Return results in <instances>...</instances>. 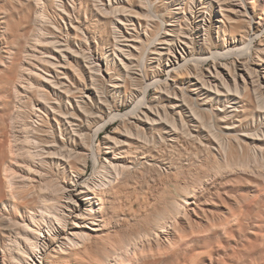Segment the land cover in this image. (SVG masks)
<instances>
[{"label": "bare ground", "instance_id": "obj_1", "mask_svg": "<svg viewBox=\"0 0 264 264\" xmlns=\"http://www.w3.org/2000/svg\"><path fill=\"white\" fill-rule=\"evenodd\" d=\"M96 1L102 13H123L116 14L113 19L106 16L107 21L97 15L90 19L89 23L94 28L106 27L115 39L113 53L107 55L106 60L88 47L89 36L83 28V21L80 15L76 19L72 18L66 0H18L20 5L31 8L35 29L25 33L32 44L21 48L9 66L0 67V86L3 83L9 85V92L0 90V239L3 240L0 246V264L152 263L154 252L174 244L177 237L183 238L187 229L202 228V221L217 220L226 215L208 217V213H205L201 223L198 222V212L203 209L200 208L202 203L199 206L197 202L198 191H202L205 184L195 175L191 182L179 185L166 204L153 212L143 230L112 240V232L109 230L113 218V213L110 214L112 200L124 185H128L140 173L137 170L149 168L147 162L138 157L139 154L150 153L171 139L184 137L199 140L210 153L209 156L215 153V145L224 156V161H218L213 167L215 174L236 166L248 168L250 160L256 156V150L251 147L253 142L259 143L255 135L260 134L256 130L241 135L237 130L223 127L219 117L221 110L217 112L213 108L204 107L198 97L188 91V87L182 85L179 91L172 89L169 83V78H174L173 73L186 74L189 75V85L194 86L196 91L200 92L199 85H202L201 87L208 88V95H217L223 91L222 88L233 90V85L240 92L238 77L241 76L244 83L250 77L258 87L255 89L257 95H264V76H261L260 69L251 66L249 62L240 64L241 69L235 61L233 67L219 64L221 55L232 54L227 47V31L236 32V36L232 34L234 36L231 41L241 42L240 53L252 55V41L248 40L249 34L244 28L255 24L256 17L247 0H216L215 5L219 7L225 20L218 19V22L211 21L208 25H203L206 47L200 49V54L204 58L212 57L215 65L214 70H209L208 76L200 70L197 58H188L190 47H195L188 28L181 30L184 36L179 35L177 29L168 31L164 37L160 36L165 19L160 16L159 7L155 10L156 13L153 12V0L139 1L141 7L149 6L148 16L160 19L156 22L157 29L147 39L138 36L140 43L133 44L127 42L133 34H128L124 28L128 30L130 25H136L134 14L139 12L132 11L130 0H126L128 5L115 6L111 2V9L100 5L102 0ZM257 1L252 0L254 10ZM49 4L64 11L61 19H67L68 16L79 46L69 40L63 43L59 39L56 29L62 31V28L58 25L57 18L47 13ZM176 9L192 11L194 7L188 3L183 8ZM3 13L0 17V26L3 28L0 36L7 38L13 35L11 28L15 19L8 8ZM184 19L189 20L187 13L184 14ZM259 19L255 27L261 31L264 16L260 15ZM50 25H54L56 29ZM213 28L222 32L225 42L222 50L216 52L211 48ZM174 34L177 36L170 37ZM157 40L163 44L162 47L152 48L151 45ZM151 49L156 55L154 59H149L148 52ZM258 55L264 59V56ZM148 59L159 62V67L164 62V70L169 77L157 87L158 103L144 106L141 103L146 100L153 81L144 83L140 73L135 71V63L145 68ZM1 61L4 65V59ZM181 76L179 77L183 80ZM104 80L111 82L115 91L128 83L135 85L136 90L132 88L129 94L124 93L123 101L132 103L133 99H137L141 103L134 105L128 115L114 113L113 116L119 118L121 124L104 140L105 161H101L98 180L93 183L85 179L84 175L92 155L93 140L89 129L98 122V113L99 121H104L101 113L113 106L109 97L104 94ZM174 83L177 85L179 82L174 79ZM213 89L216 93L211 91ZM261 107L264 108L263 102ZM192 124L198 128L197 131H193ZM258 150L264 152V146L260 144ZM236 151L242 156L237 161L231 158ZM132 153L136 155L132 157ZM133 158L136 162L131 161ZM152 169L155 173H160L157 166ZM205 196L207 197L206 194ZM232 197V205H238L240 198H235V195ZM225 201L224 199L223 202ZM231 208L225 207L226 211H231ZM89 248L95 249L96 253L89 263H83L78 256H81L82 250ZM148 258L153 259L148 262ZM161 260L154 259L153 263ZM204 264H214V259L209 257V261Z\"/></svg>", "mask_w": 264, "mask_h": 264}, {"label": "rangeland", "instance_id": "obj_2", "mask_svg": "<svg viewBox=\"0 0 264 264\" xmlns=\"http://www.w3.org/2000/svg\"><path fill=\"white\" fill-rule=\"evenodd\" d=\"M111 2L112 4L114 3L115 6L123 4L128 5L126 0H102L99 4L111 9ZM130 2V8L132 11H138L139 13L134 14L137 16H134L137 21H135L136 25H130L128 30H126V28H124V30L130 35L133 34V36L129 38L130 42L127 41L129 44L140 43V38L138 36L147 39V36L157 29L156 22L160 21V19L148 16L150 14V9H148L149 6L143 5L144 7H141L139 0H130ZM247 2L252 14L256 17V22L252 25L253 27L247 25V27L244 28L246 29L247 34H249L248 40L252 41V55L249 56L240 53L241 42L239 41L235 43L231 41L232 36H234L232 34H235L236 36V32L227 31L226 38L227 41H229V46L227 47L232 51V54L229 56L221 55L219 57V64L224 66L227 64L233 67L234 65L232 64L235 61L236 65L239 66L238 68L241 69L240 67L242 66L240 64L249 62L251 66L260 69V73H262L261 76L263 77L264 59L259 57L258 54L264 56V20L262 22L263 28L261 31H258L255 26L259 23L260 15L264 16V0L257 1L255 10L252 9V0H247ZM66 3L71 9L73 19H76V16L80 15V19L83 21V28L88 32V47H90L94 53L97 55L100 54L101 57L106 60V56L113 53L115 39L110 32L107 31L106 27L94 28V25L89 22L90 19L95 18L96 15L100 16L103 21L105 19V21H107V18H116V14H123L122 11L111 12V14L108 12L102 13L99 7H97L96 4L98 3L97 1L95 2V0H66ZM188 3L194 7V9H192V11L194 10V13H192L190 9L186 11L183 9H176L177 7L183 8ZM215 3L216 0H153L151 2L153 12L156 13L155 10L159 7L160 16L165 19L160 33L161 37L166 36L167 32L172 29H177L179 35L184 36L181 30L189 29L190 37L195 41V47H190L188 58H197L200 64V70L207 76L210 74V69L214 70L215 65L212 57L204 58L201 57L200 54V49L206 47V44L203 41V35L205 33L203 25H208L211 21L218 22L220 19H224L220 13L219 7L216 6ZM18 4V0H0V17L4 14L3 11L5 8H8L14 14L13 19H15L12 22L13 24L11 28L13 35L8 36L7 38H2L0 36V61L4 59V65L1 64V61L0 67L9 66L15 58V54L21 50V48L23 49L29 44H32V42L25 37V33L32 32L35 29L31 8H28L26 5L23 6ZM166 4L168 6H165ZM211 4L213 6H211ZM2 8L3 11H1ZM46 11L49 16L57 18L59 21L58 25L62 28V31L57 28L58 31L54 25H50L56 29L59 39H61L63 43L69 40L73 44L79 46L77 36L72 29V24L70 23L68 16H66L67 19H61V13L63 14L64 11L53 4H49ZM185 13H187L190 21L184 19ZM87 16L89 18H87ZM74 21L76 22V20ZM2 29L3 28L0 26V32ZM216 30V28H213L211 31L213 38L211 48L213 49V52L222 50L225 44L223 36L221 35L222 32H217ZM175 36H177V34L170 37ZM175 39L177 40V38ZM159 42V40L155 41L151 47H162L163 44ZM10 47H12V50H9ZM152 51L153 49L148 52L149 59H154V57H156ZM179 55L181 56V54ZM149 59L146 61L145 68L137 66L138 63H135V68H137L135 71L140 73L142 81L144 83H151L153 81V84L148 89L146 100L143 103L139 102L137 99H133L132 103L123 101L124 93L129 94L132 91V88L136 90L135 85L128 83L127 85L118 87L116 88V91L118 92L116 94V91L112 89V83L108 80L103 81L104 92H106L104 94L109 97L110 103H112L113 106L107 108L101 113L102 117L105 118L104 121H99L100 115L98 113V122L95 123L93 127L89 126V128L92 127L89 129L93 140L92 155L88 161L87 170L84 175H86L85 179L93 183L98 180V169L101 168V161H105L104 156L106 150L105 145L103 144L104 140L121 124V120L119 118L116 119L115 116H113L114 113L128 115L134 105L141 103V105L146 106L149 103H158L156 92L159 88L157 87L162 82L166 81L169 76L166 70H164V62L162 67H159V62L157 63L156 60ZM141 70L142 72H140ZM104 73L107 74L106 72ZM179 76L183 77V80H181ZM188 76L189 75L186 74L173 73V80L169 78L171 88L180 91V86L184 85L185 87H188V91L194 97H198L197 99L204 107L206 106L208 109L213 108L217 112L221 110L222 114H220L219 117L221 118L220 122L223 127H229V129L233 131L237 130L241 135H246V132L256 130V132L260 134L255 135V138H257L259 143L253 142V145L251 146L252 150H256V156L250 160L248 168L236 166L230 170H222L218 174H215L213 167L218 164V161H224V156L220 154L219 147L216 145L213 146L215 153L209 156L210 153L204 149V146L201 145L199 140L184 137H181L178 140L171 139L160 144V146L153 149L150 153L139 154L138 157L144 159L149 165V168L142 171L137 170L136 172L140 173L130 180L128 185H124L121 188V192L112 200L110 214L112 215L113 213V218L109 228L112 232L111 239L116 240L124 234H131L134 231L143 230L147 221L152 218L153 212L166 204V201L176 193L179 185L191 182L195 175H198L205 184L204 189L198 191L197 202L199 206L202 205L200 208L203 207L205 210V212H203V209V211L199 210V216L197 217L199 220L198 222L201 223L202 217L205 213H208V217H211L212 215L220 217L223 215L226 216L218 218L217 220L202 221L204 223V227L202 228H194L195 230L187 229L183 238L177 237L174 244L167 246L161 251L154 252V259H162L158 263H153V258H148L146 260L149 262L153 259L151 261L152 263L149 264H204V262L209 261L210 257L214 259V264H264V152L258 150L260 144L264 146V108L261 107L262 102L264 104V95H262V97L257 95L255 89L258 87L255 86V82H253L248 75V81L246 83H244L241 76L238 77L240 92H237L235 85H233V90L228 91L225 88H222L223 91L217 93V95H208V88H203L201 87L202 85H199L200 92L196 91L194 86L189 85ZM174 79L178 80L179 83H177V85L174 83ZM231 83L233 84L234 81L232 80ZM0 90L6 93L9 92V85L3 83L0 86ZM211 91L216 93L215 89ZM108 110L110 112L112 111L110 117V112ZM224 115L227 117H223ZM191 126L193 131H197L198 128L196 126L193 124ZM226 136L229 135L226 134ZM133 150L135 151L136 149L133 148ZM236 153L231 155V158L235 161L240 160L242 157L240 155L241 153L238 151H236ZM135 155L136 153H132V157ZM135 160L136 159L133 158L131 161ZM154 166L159 168L161 176H159L160 173H155L153 171L152 168H154ZM160 180L162 182H160ZM233 195H235V198H240L241 203L239 202L236 206L231 203L234 198L232 197ZM204 197L205 199H202ZM224 199L230 203H227L226 201L223 202ZM190 200L193 201V199ZM193 206H195V203ZM228 206L232 207L231 211H226L225 207ZM219 231L222 232L220 233ZM251 239L252 241H250ZM214 241H219L220 243H215ZM2 244L3 240L0 239V246ZM224 249L226 251H224ZM159 252H162V254L160 255ZM94 253H96V251L93 248L82 250L81 256H78V258L83 263H89L94 257Z\"/></svg>", "mask_w": 264, "mask_h": 264}]
</instances>
